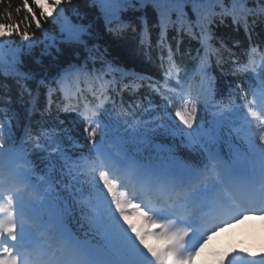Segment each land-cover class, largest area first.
<instances>
[{
  "label": "snow or ice",
  "instance_id": "6c2138e0",
  "mask_svg": "<svg viewBox=\"0 0 264 264\" xmlns=\"http://www.w3.org/2000/svg\"><path fill=\"white\" fill-rule=\"evenodd\" d=\"M229 20L244 39L217 34ZM257 21L264 0H0V264H264L210 247L226 225L264 219ZM129 39L157 53L162 80L109 58ZM214 68L236 78L226 96ZM140 89L147 106L125 105Z\"/></svg>",
  "mask_w": 264,
  "mask_h": 264
},
{
  "label": "trees",
  "instance_id": "16d2710c",
  "mask_svg": "<svg viewBox=\"0 0 264 264\" xmlns=\"http://www.w3.org/2000/svg\"><path fill=\"white\" fill-rule=\"evenodd\" d=\"M13 3L14 4L18 3V0H13ZM74 6L75 4L72 7ZM67 11L70 14L71 7H67ZM92 18L93 17L91 16V14H89V19H92ZM84 22L87 23V20H85ZM227 23H228L227 28H225L224 26H221L220 28L216 29L218 35L225 34V35H231V36H238L240 39H244L243 29H241L240 32L237 34L232 31L231 21L229 20ZM253 28H254V38L264 39V22L257 21L253 25ZM16 39L19 40L18 37ZM105 40L107 41L108 38L105 37ZM187 46H188V41L185 40V47ZM104 47H105V43L102 42L101 50H103ZM108 47H109V58L114 59L117 63L121 64L125 69L136 72V73H144V74L154 77L155 79H159V80L163 79L161 70L159 68V60H158V56L156 52L152 53V57H153L152 60L151 61L148 60L145 56H143L142 54L138 53L135 50V43L131 41V39L123 42L122 44L109 43ZM191 47L193 49L198 47L197 42L192 41ZM86 58H87V53L81 52L79 57H76L73 54V56L71 57V60L72 62H76L78 59L80 63H83ZM49 61H50V58H46V63ZM26 63H27V58H26ZM213 72L218 77L217 86L219 89H222L223 93L228 92L227 84L229 82L233 84L236 82V78H233L231 76H224L220 72L219 69L214 68ZM4 83H6L10 88L9 95L11 96V99H12V104H11L12 110L19 113L22 118H26V115H27L26 97L23 100L19 97L17 87L11 79L4 81ZM29 86L32 87L34 91L38 87L36 83L33 81H29ZM44 91L45 90L42 87L39 90L41 109L43 108V105L45 102ZM146 95H147V92L145 89H140L139 92L136 94H130L128 92L122 93L123 99L125 100V102H127V104L135 103L139 101L145 105L143 100L145 99ZM148 97H151L154 103L156 104L160 103V97L156 95L155 93H153L151 96H148ZM67 118L68 116L65 113L59 114V119L66 121V124L64 126L71 128L72 124L70 120H67ZM32 120H33V123L40 121L41 120L40 113L39 112L34 113L32 116ZM23 122H26V120ZM175 143L179 144L180 139H177ZM258 252H264V240L261 242V245L258 246Z\"/></svg>",
  "mask_w": 264,
  "mask_h": 264
},
{
  "label": "rangeland",
  "instance_id": "374dc122",
  "mask_svg": "<svg viewBox=\"0 0 264 264\" xmlns=\"http://www.w3.org/2000/svg\"><path fill=\"white\" fill-rule=\"evenodd\" d=\"M261 224L263 223L261 222L260 217L251 216L250 220L245 221L244 219H240L236 223L226 225L217 232L221 233V237H226L227 240H232V242L234 241L235 243V238L245 235V231L248 228Z\"/></svg>",
  "mask_w": 264,
  "mask_h": 264
},
{
  "label": "bare ground",
  "instance_id": "6f19581e",
  "mask_svg": "<svg viewBox=\"0 0 264 264\" xmlns=\"http://www.w3.org/2000/svg\"><path fill=\"white\" fill-rule=\"evenodd\" d=\"M215 242H216V236H213L212 241L210 242V247H214Z\"/></svg>",
  "mask_w": 264,
  "mask_h": 264
}]
</instances>
